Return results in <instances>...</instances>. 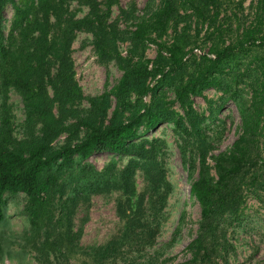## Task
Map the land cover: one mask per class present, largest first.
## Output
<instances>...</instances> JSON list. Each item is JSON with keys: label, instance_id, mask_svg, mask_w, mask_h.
Returning a JSON list of instances; mask_svg holds the SVG:
<instances>
[{"label": "rangeland", "instance_id": "1", "mask_svg": "<svg viewBox=\"0 0 264 264\" xmlns=\"http://www.w3.org/2000/svg\"><path fill=\"white\" fill-rule=\"evenodd\" d=\"M161 4L162 0H119L108 19L117 34L109 44L128 65L143 56L166 70L159 79L151 75L147 78L146 85L152 90L141 96L139 86L132 88L126 96L127 104L115 113V98L100 96L117 84L123 69L114 59L101 62L92 33L78 31L71 50L84 98L74 107L78 116L89 118L96 126L123 122L145 105L190 127V117L181 107L176 89L203 74L206 81L217 84L200 93H189L187 101L198 126L189 135H180L172 122L154 130L140 128L135 141L154 150L152 163L129 155H92L86 162L99 171L107 165L113 173L126 170L133 183L132 193L122 194L112 187L71 205L70 246L58 238L65 226L52 228L41 223L40 231L33 234L24 213L25 194L6 195L5 220L0 224V264H183L191 259L187 246L206 225V240L215 245L218 264H264V46L260 44L264 40V0H175L176 11L162 36L150 32L148 37L155 42L133 40L130 32L135 25L148 22ZM77 7L74 3L73 8ZM87 11L85 7L78 9L77 17ZM12 13V7L7 6L5 34ZM175 45L182 57L179 66L169 52ZM228 45L237 49L227 58L218 62L209 57H216ZM91 97H98L95 110ZM4 100L10 108L16 143L32 142L40 125L34 135L28 133L23 101L13 89L6 98L0 92V115ZM85 134L86 129L81 130L78 138ZM240 138L242 152L249 164L255 165V172L242 186L238 218L226 213L204 221L200 205L190 192L199 168L198 155L205 153L209 178L216 180V158L229 152ZM76 141L63 133L52 145L56 148ZM182 147L195 159L191 174L182 162ZM252 175L258 180L249 187ZM64 193L69 194V185H65ZM120 202L124 204L121 210ZM52 213V223L57 224L61 214L58 194ZM48 232L51 234L46 235ZM46 240L49 244L42 247Z\"/></svg>", "mask_w": 264, "mask_h": 264}, {"label": "trees", "instance_id": "2", "mask_svg": "<svg viewBox=\"0 0 264 264\" xmlns=\"http://www.w3.org/2000/svg\"><path fill=\"white\" fill-rule=\"evenodd\" d=\"M74 3L77 9L73 8ZM114 5H119V0H0V92L4 98L10 89L20 95L29 134L34 135L35 127L40 125L38 135L32 142L16 143L12 136L10 108L4 100L0 115V224L5 220L6 195L23 193L26 196L24 213L33 234L40 231L41 223L52 228L65 226V232L58 238L70 246L71 205L76 206L81 198H87L92 193L107 192L112 187L122 194L132 193L133 183L126 170L113 173L107 165L99 171L86 162L92 155H129L152 163L154 150L135 141L139 138L140 128L154 130L163 123L172 122L180 135H189L198 126L199 121L187 101L189 93H200L204 88L217 84L206 81L203 74L176 89L179 103L190 117V127L177 118L161 116L145 105L133 111L127 120L107 126H96L89 118L77 115L74 105L84 96L75 76L71 46L78 31L92 33L101 62L114 59L123 69L117 84L100 96L115 98V113L127 104L126 96L132 88L139 86V94L145 96L152 90L146 85L147 78L151 75L159 79L165 74L166 70L161 64H153L143 56H139L134 65H128V61L112 49L114 45L109 42L115 40L117 34L108 19ZM7 6L12 7L13 13L9 31L5 34ZM84 7L87 13L77 17L78 9L80 11ZM175 11V0H162L148 22L135 25L130 37L155 42L148 37L149 33L162 36ZM260 44L264 46V40ZM236 49L235 45H228L216 57L213 54L209 57L219 62ZM178 50L177 45L169 49L171 59L177 66L182 63ZM89 100L95 110L99 105L98 97ZM72 119L74 121L70 122ZM242 123L247 124L244 116ZM83 129H86V134L79 139ZM63 133H68L77 141L53 147L52 143ZM241 140L235 141L229 152L216 158V180L209 178L205 153L198 155L199 168L190 192L200 205L204 221L226 213H230L234 219L238 218L242 186L248 175L255 172V165H250L242 152ZM180 151L182 162L191 174L195 170V159L191 153L187 155L184 147ZM257 180V176H250L248 186H254ZM65 185H69L68 195L64 193ZM57 194L61 214L56 219L57 224H54L52 205ZM122 207L124 204L120 202V210ZM207 227L203 226L200 234L187 246L191 259L183 264H218L217 249L206 240ZM47 244L49 242L46 240L41 246ZM2 252L0 244V256Z\"/></svg>", "mask_w": 264, "mask_h": 264}]
</instances>
